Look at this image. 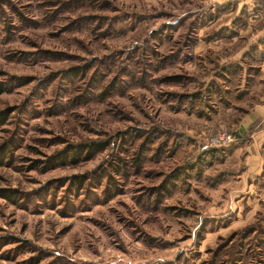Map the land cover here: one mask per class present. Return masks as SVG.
<instances>
[{"label":"rangeland","instance_id":"rangeland-1","mask_svg":"<svg viewBox=\"0 0 264 264\" xmlns=\"http://www.w3.org/2000/svg\"><path fill=\"white\" fill-rule=\"evenodd\" d=\"M232 8L0 0V84L8 88L0 114H9L0 127L8 150L0 264H264V187L250 192L235 144L219 162L197 166L210 132L232 129L216 121L218 97L199 106L186 96L227 83V68H259L240 33L249 18L234 22ZM179 76L183 83L172 80ZM228 85L223 100L234 91ZM93 142L109 147L51 164Z\"/></svg>","mask_w":264,"mask_h":264},{"label":"crops","instance_id":"crops-1","mask_svg":"<svg viewBox=\"0 0 264 264\" xmlns=\"http://www.w3.org/2000/svg\"><path fill=\"white\" fill-rule=\"evenodd\" d=\"M261 3L262 0H254L252 5H245L243 9L239 8V0H226L225 3L209 5L213 10H217L226 9L232 4L234 8L231 10H235L233 21L237 23L240 19L244 20V16L249 18L246 31L241 30L240 33L242 36H248L261 60L259 68H227L224 74L226 82L228 86L234 83V91H228L229 98L233 100L228 97L224 100L228 103L232 101L234 104L224 105L222 96L226 89H229L224 86L227 83L219 84L221 87L218 101L224 108L223 110L219 108L216 115V121L222 120L221 125L230 127L237 137L234 151L244 155L242 163L248 171V173L245 171V174L252 178L248 187L250 192L254 193L264 187L262 183L264 179V67H262L264 66V7ZM260 194L264 199V189Z\"/></svg>","mask_w":264,"mask_h":264},{"label":"trees","instance_id":"trees-1","mask_svg":"<svg viewBox=\"0 0 264 264\" xmlns=\"http://www.w3.org/2000/svg\"><path fill=\"white\" fill-rule=\"evenodd\" d=\"M204 20H206V19H204ZM77 73H80V71ZM172 80L176 81L178 83H183L185 78L183 76H179V77H174ZM211 86H212L211 89H209V87L207 85L205 88L203 87V88L197 90L194 94H191V95L186 94V96H188L189 99L195 98L196 99L195 103L197 102L199 106H201V105L206 106V104L211 105L206 100L207 97H210L209 99L211 100V99H213L214 96L218 97V93L220 92V87L218 86V84L215 81L211 82ZM210 90H212V91H210ZM6 91H8L7 86H5L4 84H0V95L5 93ZM179 95L182 98L181 95H183V94H179ZM180 97H177L175 100L180 104V106H183L184 102L186 100H183ZM195 103H193L191 101L190 104H193V106H194ZM8 116H9V114L7 112H3L0 114V127L3 126L7 122ZM156 134H157V132L155 133V135ZM108 147H109L108 144H105V143L99 144L96 142H93V143L88 144L86 146L73 147L70 151L71 155H70L69 151L64 152V153L54 157L51 160V164H54V165H56L58 163L64 164L69 159H72V157H75L72 159V162H74L77 159H79L80 157H82L83 155L85 156L84 153H86V157H84V158L87 160H90L91 158H93L95 156L96 153L102 152V151L106 150ZM163 147H164V145L161 144L159 146L158 152H160L163 149ZM223 155H225V154H224V151L222 149H211V148L205 146V147H203V149L201 151L197 166H199V168H201L202 170L206 169L209 166H212L213 164L219 162V160L223 157ZM7 158H8V150H5V148L0 149V165H4L6 163L5 161ZM122 164L124 166V164H126V163L122 162ZM141 165H142V163L140 162V159L134 160V162L132 164V166L138 170L140 169ZM76 185H77V187H81L82 181L81 180L77 181ZM167 189L168 188H166V186H162V187H160V189H157L154 193V196H156V199L153 203L158 204L160 201L161 195H163V193Z\"/></svg>","mask_w":264,"mask_h":264},{"label":"built area","instance_id":"built-area-1","mask_svg":"<svg viewBox=\"0 0 264 264\" xmlns=\"http://www.w3.org/2000/svg\"><path fill=\"white\" fill-rule=\"evenodd\" d=\"M261 4L264 7V0H262ZM208 137L207 143L211 149H222L225 151L224 149L231 147L237 142L234 132L224 129L210 132Z\"/></svg>","mask_w":264,"mask_h":264},{"label":"clouds","instance_id":"clouds-1","mask_svg":"<svg viewBox=\"0 0 264 264\" xmlns=\"http://www.w3.org/2000/svg\"><path fill=\"white\" fill-rule=\"evenodd\" d=\"M226 0H201V3H203L205 5V7L209 6V5H215L218 3H225ZM254 3V0H239V8L243 9L245 5H252ZM177 21L175 20H168L167 23L169 24H173L176 23ZM205 35V33L202 31L200 33V36L203 37ZM205 47H207L206 45L203 44V42L201 43V47L199 49H197V52L199 53L200 51H202ZM240 53H238L234 59H239ZM264 67V66H262ZM207 85L205 84V87Z\"/></svg>","mask_w":264,"mask_h":264}]
</instances>
